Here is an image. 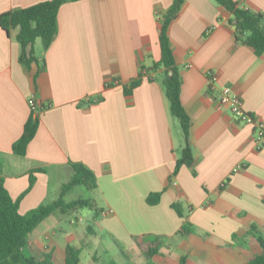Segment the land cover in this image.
<instances>
[{"label":"crops","instance_id":"1","mask_svg":"<svg viewBox=\"0 0 264 264\" xmlns=\"http://www.w3.org/2000/svg\"><path fill=\"white\" fill-rule=\"evenodd\" d=\"M45 1L0 0V15ZM233 1L264 15V0ZM172 3H64L55 38L47 49L36 40L37 62L29 68L19 62L16 30L0 28V179L13 200L28 189L30 174L35 179L19 213L56 201L73 164L91 170L97 185L90 191L93 223L62 227L52 240L40 232L28 237L33 257L49 253L64 264L72 246L86 258L83 244L93 232L101 241H119L121 252L158 238V252L143 264H242L260 253L253 230L264 239V147L256 149L253 126L219 104L207 79L215 74L217 88L230 87L244 111L264 123V54L237 40L231 14L213 0H185L168 38L181 71L194 162L173 175L185 143L161 86L164 69H152L161 58V16ZM141 73L140 84L125 94L123 87ZM30 98L45 110L25 155L17 156L12 145L29 117ZM155 193L159 201L148 204ZM174 203L189 211L187 237L176 235L184 219ZM64 215L49 217L62 224Z\"/></svg>","mask_w":264,"mask_h":264},{"label":"trees","instance_id":"2","mask_svg":"<svg viewBox=\"0 0 264 264\" xmlns=\"http://www.w3.org/2000/svg\"><path fill=\"white\" fill-rule=\"evenodd\" d=\"M78 0H49L36 5L9 11L0 15V28L8 33L16 30V41L19 44V62L29 68L32 63L37 62L35 56V42L40 40L43 49H47L57 33V13L60 6L67 2ZM231 14L229 23L234 27L236 38L245 46L251 48L256 55L264 54V15L260 12L249 11L239 7L233 0H213ZM185 0H173L169 10L161 16L159 29V46L161 58L153 64L152 69L163 68L165 76L161 81L165 98L171 116L179 124L181 135L185 143L176 161L173 175L182 166H192L194 159L188 145L191 119L181 103L182 76L179 67L173 57L171 44L168 38L169 25L174 21L181 10ZM142 78H139L128 86L123 87L125 94H129L137 87ZM45 110L43 106H36L30 110L29 117L23 127L20 138L12 145V152L17 156H24L27 145L33 139L39 126L40 114ZM74 174L71 180L62 186L59 198L46 205H40L25 215L19 213V202L34 184V177L30 174L29 187L17 200H13L0 179V264H55L51 254H42L35 258L29 254L27 249L28 235L34 228L55 212L68 214L78 208L96 209V203L91 199H77L64 202L63 198L75 187H83L87 191L96 189L95 175L82 164H73ZM160 193L150 194L147 198L148 204H156ZM173 209L184 219L181 228L177 232L179 237H187L192 232V225L187 221L189 211H185L181 204H172ZM187 212V214H185ZM254 231L260 253L242 264H264V239ZM148 257L158 252L160 243L158 238L144 239L140 241ZM64 264H81L80 251L72 246L65 249Z\"/></svg>","mask_w":264,"mask_h":264},{"label":"rangeland","instance_id":"3","mask_svg":"<svg viewBox=\"0 0 264 264\" xmlns=\"http://www.w3.org/2000/svg\"><path fill=\"white\" fill-rule=\"evenodd\" d=\"M92 198V192L87 191L83 187H76L68 194H66L63 200L64 202L68 203L77 199L92 200ZM93 214L94 212L88 208H78L76 211H72L69 214L64 215L62 217V224H58L57 218L55 217L56 215L46 218L34 228V230L28 235V237L31 238L33 235L40 232L41 235L46 234L48 240L59 238L60 236H62L60 232V229H62V227L74 226L70 224V221H76L81 218L82 221L79 222L80 226L92 224ZM185 214H187V212H185ZM52 232H55L54 236L52 235ZM97 235V232H93V234H91L90 236V240L92 242L89 241L87 243L88 245L83 244L84 255L86 256V258H84V256L81 257L82 264H143L144 260L146 261V259L149 258L146 255L144 248L141 246L135 245L136 247H131L130 249L125 248L126 250H123L121 252L120 249L117 248V246L119 245V241H117L113 237H111L110 240L109 237H106L104 235V237L102 236L103 241H101V239L98 238ZM42 239H44L43 236L40 237V242H42ZM93 250H95L96 252L93 253ZM91 256L93 258V261L91 260Z\"/></svg>","mask_w":264,"mask_h":264},{"label":"built area","instance_id":"4","mask_svg":"<svg viewBox=\"0 0 264 264\" xmlns=\"http://www.w3.org/2000/svg\"><path fill=\"white\" fill-rule=\"evenodd\" d=\"M207 88L211 91L216 89L218 90L217 99L219 104L227 106L235 120L253 126V141L256 149H262L264 147V123L244 111L241 98L236 95L230 87L217 88V76L215 74H208ZM27 103L30 110L36 109V104L32 98L28 99ZM81 221V218H79L76 221H70V224L74 225Z\"/></svg>","mask_w":264,"mask_h":264}]
</instances>
